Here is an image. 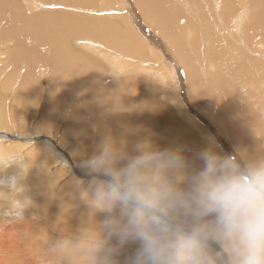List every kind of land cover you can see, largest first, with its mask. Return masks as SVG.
<instances>
[{"label":"bare ground","instance_id":"obj_1","mask_svg":"<svg viewBox=\"0 0 264 264\" xmlns=\"http://www.w3.org/2000/svg\"><path fill=\"white\" fill-rule=\"evenodd\" d=\"M85 1L87 0H0V36L2 37L0 39V48H7L6 52L3 50L5 52L3 55L13 62L15 69H18L19 66L24 68L21 71L25 70V73L23 74L26 76V79L32 82H38L36 78L39 77V74H41L42 78L43 75L44 77L47 76L48 78H52L49 81V93L46 97V100L44 98L40 114L36 110H31V113L29 112L32 102L38 100L36 97L39 92L37 90L38 87L36 84H19V89L11 91V86L13 83L10 81V76H7L2 81V84L0 85V132H2V130H8L6 127L11 124V121L13 124L18 123L19 118L24 117L25 113L27 114V118L31 116L33 117V115L35 116L34 121L36 120V122L33 125L34 128H36V131H43V129H46L47 131L48 128L50 130L54 126L53 124L55 123L53 122V118L57 116L56 114H58L61 116V119H59L60 123L59 121H56L58 124L55 125L60 126L61 122H64L65 125H62L64 126L63 129H59V127L57 128L56 126V129L48 131L47 135L53 134L51 136H54L55 138L57 135L60 136L59 138L62 145L67 146V141L65 139L76 137L79 132L76 124L77 120L86 116L87 114H90L92 117H95L94 120L99 122L98 125L100 126V131L105 130L106 132L107 129L108 133L110 134L109 137H111L112 145L117 150L125 153L126 155L134 156L138 154V147L141 146H148L153 150L160 151L179 150L181 154L189 161L191 167L198 170L200 167L199 165L197 167L196 164L200 163L202 166V162L198 159V153L202 150H205V148L201 145H198L199 140L198 137L192 133V127L202 132L206 140L204 145L210 146V148L218 154H221V151L219 152V146H215L214 142L212 141V136L208 135V132L204 127H207L210 131L218 133V135L224 141L223 145H221L222 148L228 145L229 147L227 146V148L228 150L231 148L230 151L232 154H234V152L237 153L235 150L232 152L233 147L229 144L226 137L218 131L220 128L217 127V129L213 126L216 120H222L223 123H225L227 129H230L235 134H238L239 138L242 137L246 140V156L249 155L250 158H253L256 150H263L264 153V140L259 138L260 134L264 136V124L260 123V119L255 121V119L252 117V113L260 114L261 111L263 114L264 110L256 105L257 110H260L259 113H257L252 110L251 104L249 106H245V104L243 107L240 106L239 101L241 100L238 96V90H232V88L227 83V90L225 91L221 85L220 77L213 80V75L217 74L222 67V65L218 64L219 55L208 54L209 58L200 65L199 60L195 59V54L191 59L190 55L193 53L188 50L190 47L185 46L184 42L180 39L178 35L177 24H174L176 19L177 21L179 20V17L175 12L173 14L168 9L166 10L161 6V3H163L165 0H130L131 4H129L128 9H131L133 13L139 12V15L143 18L144 23L141 22L142 19L140 20V18L137 19L138 22L135 20L130 22L125 16L121 15L114 19H108L109 21L115 20V22L110 21V23L106 24L103 28L98 25L91 28V22L99 21L100 19H97V17H101V15L104 14H111L112 11L98 13L96 12L95 8L92 10H86L85 7H83ZM107 1L116 4L113 0ZM117 1H120V5H122L123 0ZM125 1L128 2V0ZM176 1L178 3H183L182 1L184 0ZM186 1L189 2L190 0ZM192 1L194 3L196 2V0ZM223 1L226 4V9H235L232 15L228 10L223 9L221 6L222 0H214L215 7L218 10V20H216V24L213 22V17L211 15L213 13L211 11L205 10V12L210 13H206V15L204 11L201 10L199 15L202 16L198 17V20H201L204 23L205 17L209 15V18L212 19V23L216 27L215 33L219 36H221L222 30L224 31L223 33L225 34V37H230L229 33L226 31V27L222 24L227 20H234V23L231 26L235 29L237 34H241L240 37L244 36L250 31H256L260 33L262 32L264 29V7L262 6L264 0H240L242 3H244L242 4L244 6L243 9H254L253 13L251 14L252 21L242 20L243 22L241 21V17L244 15L245 11H238L241 8L234 5L235 0ZM201 2L206 8H208V5H206L204 0H201ZM55 6H63L64 8H72L75 11H80L74 14L83 15L82 13L84 11H90V14H92L91 12L93 11V14L91 16L88 15V17H81L78 15L76 16L71 12L48 10L50 7ZM46 8L48 9L45 10ZM116 10L120 11V9ZM113 11L119 14L115 10ZM236 14L239 15L236 16ZM233 17H235V19ZM142 23L144 25L146 24V26L149 28V31H151L148 33V35L144 31ZM217 24L220 26H216ZM156 30L160 32L162 38L158 37ZM140 31L144 32L146 36L141 35L142 33H140ZM142 36L144 38H142ZM186 37H190V31L187 32ZM258 37L259 39L252 38V40H242V42L245 49H249V47H251L252 55L259 57L260 60L258 62L252 59V66L253 68H256V70H261L262 81L264 82V33L258 34ZM220 38L222 43L228 45L222 36ZM211 39H215L214 34ZM186 43L196 46L197 50H199L198 45L193 44L191 40L188 39ZM100 44H106V46L112 47L113 50L118 51L124 57L126 55L127 57L133 58L135 56L134 54H136V56L137 54L143 56L144 51H151L152 53L148 55V58H146L147 61L149 59L153 62H156V59L159 61L160 59H164L168 64V66H165V68H169V71L170 68H172L174 71L178 70L179 75L184 74L183 77H177L176 80H181L184 89H186V93L183 95H186L187 101L189 103V106H187L189 111L192 112L193 115L197 116L198 119L204 121L201 122L203 123L204 127L195 123L187 116H174L171 109L169 108V105H165V101L163 103L161 102L162 105L158 103V93L160 95H164L162 91L155 89L152 83L146 80L145 76L142 78L139 77L138 74H134V71H129L131 69H129L127 73L124 74V76L115 78L110 85H107L106 83L108 82L106 81L105 73L110 72L108 70H104L107 66L104 64L106 60L104 58H98L94 56V53L101 51L99 47ZM79 46L80 48H78ZM82 46L87 48L86 51H84V49L81 50ZM155 47H158L160 50H162V52L164 51L169 55V57L166 56L165 53L157 52ZM87 51L93 54H89ZM219 53L222 56H226L224 64L227 63L229 67L239 69V60L237 58L228 59L226 50H223L222 48L219 50ZM117 57L122 58L119 55ZM112 63H116V61L113 60ZM147 64L153 65L149 61ZM204 66H206L208 69ZM6 69L7 67L4 65V68L1 70L5 71ZM152 71L157 72L159 69L153 68V70L149 72L148 77L151 76L150 73H152ZM111 77H113V75H111ZM203 77H209L212 81L208 82L207 86H203ZM38 79L40 80V77ZM216 81H218L220 84H216ZM190 86L194 87L193 93L190 91ZM234 86L238 89V83L235 81V79ZM5 90L8 91V100L5 99ZM103 90L104 93L108 94H103ZM234 91H236V93H234ZM30 98H32V100H30ZM33 98L36 99L33 100ZM4 101L6 104H8V107H2V104L5 103ZM35 103L37 106H39L38 102ZM229 103H231L233 106L228 105ZM25 105L28 106L27 112L22 111V108H24ZM37 106L34 109H37ZM209 107H211L209 110L210 115H207L205 110ZM200 108H202L203 111ZM198 109H200L199 112L201 114H199ZM34 111H36L35 114H32ZM7 115H10L9 119L11 120H6L8 117ZM64 117H67L66 121L63 120ZM31 118V121L22 119V126L28 128L29 124H31L33 120ZM110 122H112L113 125H111ZM9 138L12 139L11 136ZM19 138L22 139V136ZM28 141L26 143L23 142V145L21 146L16 144L19 147H17L15 151L8 150L0 144V156L6 158L10 154H21L25 149H27L25 146H30L31 148L36 147L33 146L34 142L30 143ZM16 142L17 141H12V145H14ZM71 145H73V143ZM68 147L69 152L74 150L72 149V146L68 145ZM64 148L66 147L64 146ZM235 148L240 153L238 148ZM225 149L226 148H224V150ZM41 151V153H43V148ZM49 154L51 155V153ZM77 155L78 157H76ZM73 157H75V162H78L79 159L83 161L90 158L91 155L84 154L81 151L78 152L77 149L75 150V155ZM43 158L46 157L44 156ZM32 160L33 159H31V161ZM3 162L6 163V159ZM70 164V162H67L68 166H70ZM31 168L32 167H29L23 170L18 175H16V173L11 174L10 177L15 176L18 178V176H25L27 179V177L31 175L30 173H32L30 172ZM78 173L81 174L80 176L82 177L87 176L85 170H80ZM80 176L77 177L75 181H66L64 183L68 186L70 185L71 188L69 190V194L71 195L68 198V201L75 205V207L84 208L86 213H88L90 212V209L80 197L81 189L86 188L88 184L86 182L87 180L81 181L82 177ZM48 178L50 179V177ZM89 178L90 177L88 176V181ZM53 183L57 182L53 181ZM53 183H43L45 186V189L43 190L46 193V197L42 198L38 194V185L32 186L29 181H22V179L19 181L18 188L21 189V191L17 193L20 195L17 196V199L23 201L26 196V198L30 201V206L28 209L26 208L27 210L24 211L25 213L30 212L31 209H34L32 207L36 202H46L44 206L49 205V203L54 206L56 202L60 203L63 201L58 199L60 197V194H58L59 192L57 193L55 191L57 193L56 195L58 196L52 192L53 188L51 190L50 185L53 186ZM64 183L61 187H64ZM6 189L7 187L1 188L3 192H5ZM38 207H40V205H38ZM4 209L7 210L8 206L0 207V213H2ZM41 214L47 219L49 225H51L55 230H61L64 227L67 228L69 225V227H72L73 229H76L77 227L80 229V227H83L81 230L82 232L90 227L96 226L103 220V214L99 213L97 214L99 220L95 219V217L88 220H81L79 218L76 220L79 221L78 223H76L71 218L67 221L66 216L68 215H66L64 219L62 218V220H60V215L62 213L59 211L52 212L42 209ZM23 216H25V214H23ZM17 227H19V225H17ZM67 231L69 232V230ZM30 233L32 234V232ZM34 234H32L31 237ZM43 244L46 246L45 243ZM127 245H130L131 248H136L138 246L137 243L133 242L127 243ZM4 249H6L5 251L9 250V248ZM0 250H3L2 247ZM122 250H124V248ZM122 250L119 249V255L117 257L120 264L124 263L126 257L131 256L130 249L129 253L123 252ZM44 254V252L40 251L35 252V254H17L18 258L14 257L12 261H6L7 259L5 258L0 259V264H32L34 261L38 264V261L44 260Z\"/></svg>","mask_w":264,"mask_h":264},{"label":"clouds","instance_id":"obj_2","mask_svg":"<svg viewBox=\"0 0 264 264\" xmlns=\"http://www.w3.org/2000/svg\"><path fill=\"white\" fill-rule=\"evenodd\" d=\"M137 151L129 156L103 143L81 161L90 177L81 200L104 219L55 241L50 264H120L119 249L129 242L138 247L124 264H264V156L209 148L198 153L197 170L179 150ZM22 161L0 156V172L12 163L23 168ZM4 187L13 195L0 192L11 198L0 219L19 222L30 201L16 198L17 177H0Z\"/></svg>","mask_w":264,"mask_h":264},{"label":"rangeland","instance_id":"obj_3","mask_svg":"<svg viewBox=\"0 0 264 264\" xmlns=\"http://www.w3.org/2000/svg\"><path fill=\"white\" fill-rule=\"evenodd\" d=\"M113 1L115 3L117 2V6H116V4H113L112 2L107 1V0H87L84 2L83 7H85L86 10L87 9L92 10L95 8L96 12H98V13H104V12L112 11L111 14H108V15L104 14V15H101V17H97V19H100L99 21H92L91 22V28L93 26H97V25L103 28L106 24H109L110 21L115 22V20L109 21L108 19H114L117 16H121V15L125 16L130 22H132L133 20L138 22V20H137L138 18H140V20L142 19L141 22H143V18L139 15V12L133 13V11L126 9V8H128L129 4H131L130 0H128V2L123 0L124 3L122 2V5H120L121 4L120 1H117V0H113ZM182 2L185 4L178 3L176 0H165L163 3H161V6L166 10L168 9L173 14L175 12L177 14V16L179 17V20L177 21V19H176L174 24H177L178 35H179L180 39L184 42L185 46L190 47V49H188V50L193 53L192 55H190L191 59L193 58V55L195 54V59L199 60V65H200L201 63H203L204 61H206L209 58L208 54L219 55L218 64L222 65V67L220 68V71L217 74L213 75V80L220 77L221 85L223 86L225 91L227 90L226 89L227 83L232 88V90H238V93H239L238 96L241 100V101H239L240 106L243 107L244 104H245V106H249L251 104L252 110L257 112V113H259L260 110H257L256 105L258 107H261L264 110V100H263L264 82L262 81V72H261V70H256V68H253V66H252V59H254L256 62H258L260 59H259V57L252 55L251 47H249V49H245L243 46V42H242V40L249 41V40H252V38L259 39L258 34L264 33V29L262 30L261 33L256 32V31H250L249 33L240 37L241 34H237L235 29L231 26L234 23V20L224 21L222 24L226 27V31L229 33V36H230V37H225V34L223 33L224 31H222L220 29L221 30V36L223 37V39L228 44V45H225V43H222V41H221V38H220L221 36H219L218 34L215 33L216 27L212 23V19H213V22L215 24H216V20H218V10L215 7L214 0H204V2H206V5H208L207 7L209 9L204 6V4L202 3L203 1L201 2V0H196L195 3L192 0H190L189 2L184 0ZM242 4H244V3H242L240 0L234 1V5L241 8L238 11H241V10L245 11L244 15L241 17V21L242 20L243 21H252L251 14L253 13L254 9H243L244 6ZM221 6L223 7V9L228 10L231 15L235 11V9H231V10L226 9V4L224 3L223 0H222ZM262 6L264 7V3L262 4ZM47 9L48 8H46L45 10H47ZM67 9L68 8H64L63 6L62 7L55 6V7H50V9H48V10H54V11L57 10L60 12L66 11V12H71L72 14L80 12V11H75L72 8H70L71 10L70 9L67 10ZM116 9H120V11H118ZM113 10H115L119 14L115 13ZM201 10H203L205 14L208 13V12H205V10L211 11L213 13V14H211L213 18L210 19L209 15L206 16L204 23L201 20H198V17L202 16V15H199ZM33 11H36V10H33ZM215 11H217V12H215ZM89 12L90 11H84L82 13L83 15H81V14H74V15H76V16L78 15L81 17H88V15L91 16L93 14V11L91 12L92 14H90ZM208 14H210V13H208ZM237 15H239V14H236V16ZM246 16H247V18H246ZM235 17H233V18L235 19ZM230 18H232V17H230ZM143 23H142V25L144 27V31L148 35V33H150L151 31H149V28L146 26V24L144 25ZM170 25H171V23H170ZM216 26H220V25L217 24ZM91 28H90V32H91ZM188 31H190V37L189 38L186 37V34ZM140 33H142L141 35L146 36L144 32L140 31ZM213 34L215 35V39H211L213 37ZM157 35H158V37L162 38V35L158 31H157ZM143 36H142V38H144ZM1 38L2 37L0 36V39ZM242 38H244V39H242ZM188 39L191 40V42L193 44H197L199 50H197L196 46H192L190 43H186V41ZM125 40H127V39H125ZM99 47H100L101 51H99L98 53H94L95 54L94 56H96L98 58H104L106 60L104 62V64H106L108 67L107 66H106V68L104 67L105 68L104 70H108L110 72V73H107V72L105 73L106 81L108 82V83H106L107 85H110L111 82H113L115 78H117L119 76H124V74H126L127 71L129 69H131L129 71H134V74H138L139 77H142V78L145 76L146 80L150 81L152 83V85L155 87V89L162 91V93L164 95H160L158 93V98H157L158 103L162 105V103L165 101V105H167V106L169 105V108L171 109L174 116H178V117L187 116L189 119H191L195 123L204 127L203 123H201L204 121H201L200 119H198L197 116L193 115V113L189 111V109L187 107V106H189V103L187 101L186 95L185 96L183 95L186 93V89H184V86L182 85L181 80L180 81L178 79L176 80L177 77L178 78L181 76L183 77L184 74L179 75L178 70L174 71L172 68H170V71H171V74H170L169 68L168 69L165 68V66H168V64L166 63V61L164 59H162V60L160 59V61L156 59V62H153V61L148 59V61L153 64V65H148L147 64L148 61L146 58H148V55L152 53L151 51H149V52L144 51L143 56L145 58L142 55H138V54H137V56H136V54H134L135 56L132 58V57H127L126 55L124 57L118 51L113 50L112 47L106 46V44H102V45L100 44ZM78 48H80V46ZM221 48L223 50H226L228 59L237 58L239 60L238 67L240 70L229 67L227 63L224 64V61L226 60V58H225L226 56L220 55L219 50ZM6 49H7L6 47L0 48V51H1L0 52V72H1L0 73V85L2 84V81L7 76H10V81L13 83L11 86V91L15 90V89H19L20 88L19 84H21V85H23V84H27V85L36 84L37 87L39 88V89L37 88L39 93L36 97L38 100H35L32 102V104L30 106L31 108L29 109V112L31 113V110H36L40 114L44 98L46 100V97L49 93V88H50L49 81L52 78H48L47 76H45L46 77L45 78L44 75L42 78L41 74L37 73V74H39V77H40V80L38 79L39 77L36 78L38 82H32V81L26 79V76L23 74V73H25V70L21 71L24 68L19 66L18 69H15L13 66V62H11L9 59H7L3 55L6 52ZM83 49H84V51H86L87 48H85V46L84 47L82 46L81 50H83ZM123 49H124V47H123ZM3 50H5V52ZM155 50L159 53H165L164 51L162 52V50H160L158 47H155ZM158 50H160V51H158ZM131 51L134 52L133 50H131ZM206 51H207V53H206ZM88 53L93 54L90 52H88ZM118 55L122 58H118L117 57ZM165 55L169 57L168 54L165 53ZM132 59H134V60H132ZM113 60H115L116 63H112ZM4 65H6V67H7V69L5 71L1 70L2 68H4ZM204 67H206V66H204ZM126 68H128V69H126ZM153 68L159 69V71H157V72L152 71V73H150L151 76L148 77L149 72L151 70H153ZM206 68H205V70H206ZM117 69H120V70H117ZM113 71H115V72H113ZM5 72H6V74H5ZM111 72H112V74H111ZM111 75H113V77H111ZM162 79H164V80H162ZM234 79L238 83V89L234 86ZM210 81H212V80H210L209 77H207V78L203 77V86H207L208 82H210ZM216 84H220V83L218 81H216ZM160 86H161V88H160ZM40 90H42V91H40ZM190 91H191V93L194 92L193 86H190ZM7 92L8 91L5 90V95H6L5 99L6 100H8L7 99L8 93ZM102 93L105 95L108 94V93H104V90L102 91ZM156 93H157V91H156ZM234 93H236V91H234ZM188 96H189V94H188ZM36 98H33V100ZM39 99H40V101H39ZM30 100H32V98H30ZM4 102H2V103H4ZM35 102H38L39 106H37V104ZM4 104H2L3 105L2 107H5V106L8 107V104H6V102ZM10 104H11V102H10ZM228 105H232V104L229 103ZM254 105H255V107H254ZM36 106H37L38 110L34 109V108H36ZM27 107L28 106L25 105V107L22 108V111L27 112L28 111ZM172 108H173V110H172ZM200 109L202 110V108H200ZM200 109H198V112ZM210 109H211V107H209L205 110V113H207V115H210V112H209ZM36 111L32 112V114H35ZM199 114H201V113L199 112ZM37 115H38V113H37ZM56 115H57L56 116L57 118L54 117L53 122L55 124H58L57 122L59 121V119H61V116L58 114H56ZM7 116L8 117L6 118V120L7 119L11 120V119H9L10 115H7ZM31 117L27 118V114L25 113L24 117L19 118L18 123L13 124L11 121L10 122L11 124L9 125L11 128L8 126V127H6V128H8V130L6 128H4L7 131L2 130V132H0V137L2 136V137L7 138L6 142H0V144L2 146H4L5 148H7L8 150L15 151V149L17 147L23 145L22 143L23 142L26 143L28 140H29L28 142H30V143L34 142L33 146H36L35 148H31L30 146H27V147L25 146V148H27V149H25L21 154L14 153V154L8 155L6 158L12 157V156H21L22 155L23 156L22 163H23L24 167L21 168L20 165H18L16 163H12L8 168H6L2 172H0V177L7 178V177H10L11 174H15V173H16V175H18L23 170H25L29 167H32L31 171H30L32 173H30L31 175H29L27 177V179L25 178V176H23V177L18 176V180L21 181V179H22V181H29L32 186L38 185V187H37L38 194L42 198L46 197L45 196L46 193L43 190V189H45L44 184L49 183V182L53 183V181L54 182L56 181L57 183H53L55 186L50 185L51 190L53 188L52 192L55 195L59 192L58 194H60V197L59 198L56 197V198H58L59 200H63V201H61L60 203L56 202L54 204V206L51 205L50 203H49V205L44 206L46 204V202H44V203L43 202H41V203L36 202L34 204V206L32 207L34 209H31L30 212H26L27 214L24 212L25 216H23V219L20 220L19 222L8 223V222H5L4 220L0 219V249H1V247L3 249V250H0V259L5 258V259H7L6 261H12V259H14V257L18 258L17 254H24V255L35 254V252L40 251V252H44L45 254L43 255L44 256L43 261L37 260L38 264H50L51 257L49 256V248L52 246L51 244L55 243V239L57 241L58 239H61L65 236H69V235L75 236L76 234L78 235L81 233V230L83 229V227H80V229L78 227L76 229H73L72 227H69V225H68L67 228L64 227L61 230H55L52 228L51 225H49V223L47 222V219L44 216H42V214H41L42 209L52 211V212L53 211L61 212L62 214L60 215V220H62V218L64 219V217L66 215L69 216V218H68V216H66L67 221L70 220V218H71L76 223L79 222V221H76L79 218L81 220H88V219L95 217V219L99 220V217L97 216V214L92 215L90 212L86 213V210L84 208L75 207V205H73L71 202L68 201V198L71 195V194H69L70 193L69 190L71 188H70V185L68 186L64 182L75 181V179L81 175L78 173L80 170H82L80 167V163H81L80 161L81 160L79 159L78 162L77 161L75 162V159H74L75 157H73L75 155V150L78 149V152L81 151L84 154H90L91 156H93L94 154H96L98 152L99 147L103 143H109L110 142L112 144V142H111V137H109L110 134L108 133L107 129H106V132H105V130L100 131V128H99L100 126L98 125L99 122L94 120L95 117L94 116L92 117L90 114H87L86 116L81 117L80 119L77 120L76 124H77V127L79 129V132L76 135V137L70 138L73 141H71L70 139H65L67 141V146L62 145L60 138H59L60 136L57 135V137L55 138L54 136H51L53 134L47 135L48 131L55 130L57 125H55V124H53L54 126L51 125L54 128L52 127V129H50V130L48 128L47 131H46V129L45 130L43 129V131L37 129L38 131H36V128H34V125H33L36 122V120L34 121L35 116L33 115V117L32 118ZM252 117L255 119V121L260 119L261 120V121L259 120L260 123L264 124V113L262 114L261 111H260V114L252 113ZM30 118L33 120L31 122V124H29V127L28 128L23 127L21 121L30 120ZM66 119H67V117L63 118V120H65V121H66ZM59 123H60V121H59ZM110 123H111V125H113L112 122H110ZM17 124H19V125H17ZM62 125H65V123L61 122L60 126H57V128L59 127V129H63L64 126H62ZM213 126L216 128L217 127L220 128V130L217 128L218 131L226 137L229 144L233 147L232 152L234 150L237 152V153L234 152L235 155H237L239 153L237 151V149L235 148V147H237L243 156H245L246 158H250L249 155L248 156L245 155V153L247 151V148H246L247 142L244 138H242V137L239 138L238 134H235L232 130L227 129L225 123H223L222 120H216V122L213 124ZM22 127H23V129H22ZM14 128H16L17 130ZM204 128L208 132V135L212 136V138H213L212 141L214 142L215 146H217V147L219 146V152L221 151L220 153L222 155L225 153L232 154L230 151L231 148L228 150L227 144L224 143L227 146L222 148L221 145H223L224 141L218 135V133H215L213 131L208 130L207 127H204ZM5 131L9 132V133H6ZM40 131H41V133H40ZM191 131L195 136L198 137V140H199L198 145H201L205 149L210 148V146L204 145L206 140H205V137L203 136L201 131H199L193 127L191 128ZM101 132H103V133H101ZM2 133H6V134H2ZM39 133H40V135H39ZM9 134H11V135H9ZM10 136L12 137V139L9 138ZM20 136H22V139L19 138ZM29 136H31V137H29ZM259 138L264 140V136L262 134H260ZM49 139H51V140H49ZM12 141H17L20 143L16 142V143H14V145H12ZM72 143H73V145H71ZM16 144H18L19 146H17ZM68 145L73 147V148L71 147L72 149H74L72 152L71 151L69 152ZM64 146L66 148H64ZM48 147L51 149V151ZM42 148H43V153H41ZM224 148H226V149L224 150ZM39 149H41V150H39ZM36 150H37V152H36ZM44 150H46V151H44ZM29 153H30V155H29ZM49 153H51V155ZM69 153H71V154H69ZM234 154H232V155H234ZM44 156L46 158H43ZM260 156H264L263 150H256L255 155L252 159L259 158ZM60 157H61V159H60ZM76 157H78V155ZM31 159H33V160L31 161ZM63 160L66 162H64ZM34 161H35V163H34ZM40 162H42V163H40ZM67 162L71 163L70 166L67 165ZM197 163H198V161H197ZM196 165H197V167H198V165H199V167H201L200 163H198ZM11 172H13V173H11ZM51 176H53V177H51ZM48 177H50V179ZM80 177H82V176H80ZM89 180H90V178H89ZM19 181H18V183H19ZM81 181H86L88 184V182H89L88 181V175L85 177H82ZM63 183H64V187H61L63 185ZM65 186H66V188H65ZM67 186H68V188H67ZM58 187L60 188V190ZM57 190H59V191H57ZM64 190H65V192H64ZM0 192H3L1 190V188H0ZM3 193L6 195H9V196L13 195V191L9 188H7L6 191ZM66 193H67V195H66ZM61 194H62V196H61ZM18 195L19 194H16V198ZM56 196H58V195H56ZM63 197H64V199H63ZM25 198H26V196H25ZM6 199H11V198L10 197H4V196L0 195V207H7L8 206V204L5 202ZM38 205H40V207H38ZM27 209H25V210H27ZM4 210L6 211V209H4ZM4 210H3V212H4ZM35 213H36V215H35ZM71 215H73V216H71ZM75 215H76V217H75ZM103 216H102V219H104ZM17 225H19V227H17ZM14 226H16V227H14ZM66 229L69 230V232ZM62 230H63V232H62ZM24 231H26V232H24ZM30 232H32V234H34V233L35 234L31 237L32 234ZM28 236H30V237H28ZM51 240L53 243L51 242ZM48 242H50L51 244ZM43 243H45L46 246ZM129 243H131V242H129ZM112 245L117 246L115 241H112ZM46 247H47V249H46ZM4 248H9V250L5 251L6 249H4ZM123 248H124V250H122ZM128 248L131 250V255L136 250V248H131V246L127 245V244H125L124 247H122L120 249L123 252L129 253L130 251ZM40 262H42V263H40ZM3 264H5V263H3ZM32 264H37V262L35 263V261H34ZM122 264H124V263H122Z\"/></svg>","mask_w":264,"mask_h":264},{"label":"crops","instance_id":"obj_4","mask_svg":"<svg viewBox=\"0 0 264 264\" xmlns=\"http://www.w3.org/2000/svg\"><path fill=\"white\" fill-rule=\"evenodd\" d=\"M116 6H117V2H116ZM127 10H131V9H128V8H126Z\"/></svg>","mask_w":264,"mask_h":264}]
</instances>
